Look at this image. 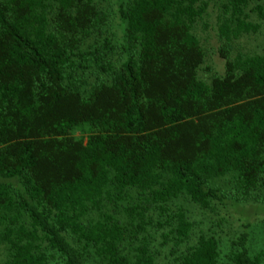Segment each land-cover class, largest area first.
Wrapping results in <instances>:
<instances>
[{
  "label": "trees",
  "instance_id": "16d2710c",
  "mask_svg": "<svg viewBox=\"0 0 264 264\" xmlns=\"http://www.w3.org/2000/svg\"><path fill=\"white\" fill-rule=\"evenodd\" d=\"M109 1L0 0V264H158L168 242L176 264H264L247 225L229 261L192 240L180 203L264 209V49L236 46L264 0L222 1L209 82L203 0Z\"/></svg>",
  "mask_w": 264,
  "mask_h": 264
},
{
  "label": "rangeland",
  "instance_id": "374dc122",
  "mask_svg": "<svg viewBox=\"0 0 264 264\" xmlns=\"http://www.w3.org/2000/svg\"><path fill=\"white\" fill-rule=\"evenodd\" d=\"M205 3L201 16L197 17L193 24V33L198 37L205 52L204 63L199 69V77L209 82L213 75L221 76L225 71V59L220 56L222 42L218 35V22L221 15V3L223 0H203ZM120 0H110L108 8L113 12L117 11ZM115 36L122 40V29L116 14H111ZM260 30L255 34L241 37L236 46L243 54H253L264 49V22L257 20ZM119 41V42H120ZM88 45V43H87ZM235 58V51L231 54ZM79 135L80 133H75ZM185 207L191 220L194 222L192 240L201 233L213 234L218 242L221 256L224 260L232 251L231 242L247 225L249 234V246L252 253L260 251L264 243V209L261 203L249 202L233 206L226 205L220 208L217 214L199 210L193 204L180 202ZM178 251L167 243L161 248L158 264H176ZM229 261V259H227ZM49 264H62V261L55 257Z\"/></svg>",
  "mask_w": 264,
  "mask_h": 264
}]
</instances>
